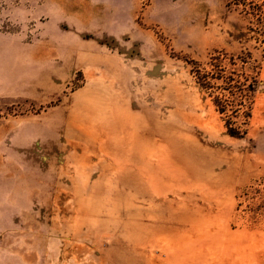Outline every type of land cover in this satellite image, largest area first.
<instances>
[{
  "label": "rangeland",
  "instance_id": "1",
  "mask_svg": "<svg viewBox=\"0 0 264 264\" xmlns=\"http://www.w3.org/2000/svg\"><path fill=\"white\" fill-rule=\"evenodd\" d=\"M167 1L0 0V264H264V0Z\"/></svg>",
  "mask_w": 264,
  "mask_h": 264
},
{
  "label": "trees",
  "instance_id": "2",
  "mask_svg": "<svg viewBox=\"0 0 264 264\" xmlns=\"http://www.w3.org/2000/svg\"><path fill=\"white\" fill-rule=\"evenodd\" d=\"M197 72H198L197 74H198L199 84L202 86V88L209 89V88H207V86L209 84V83H207L208 82L207 77L201 78L200 77V74H201L200 71H197ZM213 79L219 80L220 78L214 77ZM252 88H253V84L252 85L249 84L248 86L245 87V89H244V86H242V85L237 86L236 88H233V90H236V91H232V87H231V88H229L228 91H226L227 97L221 95L222 97H220L218 100L214 99V101H213V105L216 108L217 113L225 116V118H226L225 128H226L228 134L232 137L237 138V137H241L245 134L244 131H241L239 126H237L235 123H233L231 121V118L233 116L234 117H241L242 122H244V123L247 119L250 118V112H249V109L246 108V103L248 102L251 93L254 91ZM229 96H233L237 100V103L234 102L235 105H232L230 103V101H229L230 97ZM220 103H221V105H219ZM232 106H235V108L231 111H228V112H230L229 113L230 115L228 117V116H226L227 108L232 107Z\"/></svg>",
  "mask_w": 264,
  "mask_h": 264
},
{
  "label": "crops",
  "instance_id": "3",
  "mask_svg": "<svg viewBox=\"0 0 264 264\" xmlns=\"http://www.w3.org/2000/svg\"><path fill=\"white\" fill-rule=\"evenodd\" d=\"M169 2H165V0H148V4L146 5L145 9H144V16L146 19L152 20L153 24H156V20H158L160 17V8L161 6H169ZM198 147H202L203 146H198ZM203 151H205L203 149ZM178 173L183 172V170L181 169V167H176L175 169Z\"/></svg>",
  "mask_w": 264,
  "mask_h": 264
},
{
  "label": "bare ground",
  "instance_id": "4",
  "mask_svg": "<svg viewBox=\"0 0 264 264\" xmlns=\"http://www.w3.org/2000/svg\"><path fill=\"white\" fill-rule=\"evenodd\" d=\"M187 114H188V113H187ZM178 141H179V140H178ZM188 146H190V145H188ZM199 146H200V145H199ZM198 148H201V149H200L201 151H203V149H204V148H202V147H198Z\"/></svg>",
  "mask_w": 264,
  "mask_h": 264
}]
</instances>
